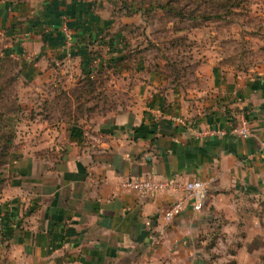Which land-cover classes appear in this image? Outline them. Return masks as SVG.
Wrapping results in <instances>:
<instances>
[{
  "label": "crops",
  "instance_id": "1",
  "mask_svg": "<svg viewBox=\"0 0 264 264\" xmlns=\"http://www.w3.org/2000/svg\"><path fill=\"white\" fill-rule=\"evenodd\" d=\"M105 11L89 0H0V55L19 63L27 90L55 83L67 62L78 75H117L115 86L139 76L126 109L85 127L41 125L46 137L19 150L0 199L2 211L13 206L0 264H264V65L210 61L176 80L143 55L121 61L124 33ZM244 117L246 139L231 133ZM213 128L226 136L206 135ZM138 177L209 181V197L167 222L180 194L120 189Z\"/></svg>",
  "mask_w": 264,
  "mask_h": 264
},
{
  "label": "rangeland",
  "instance_id": "2",
  "mask_svg": "<svg viewBox=\"0 0 264 264\" xmlns=\"http://www.w3.org/2000/svg\"><path fill=\"white\" fill-rule=\"evenodd\" d=\"M15 1L37 5L52 0ZM89 1L92 4L96 3L93 4L95 11L100 7L107 9L106 14L108 13L113 20L110 30L124 33L121 45L129 61H133L141 52L144 54L145 62L151 66L158 63L164 65L168 62L178 69L180 76L188 79L193 77L194 71L196 73V70L210 61L220 60L224 64L244 70L264 65V0H238L236 3L241 4L239 8L221 10L224 18L208 21L173 18L162 11L151 14L136 13L127 17L125 12L107 0ZM207 7L208 13H217L213 10L217 6L213 7L212 4ZM0 44L4 42L0 41ZM73 65L68 62L61 63L55 83L46 85L40 91L27 90L22 81L15 84L13 91L18 94L25 110L23 118H18L19 124L16 121L18 132L10 155L5 159L7 164L0 168L2 175L0 179L5 180L0 184V194L6 191L12 178L11 162L16 157L23 156L22 152L21 155H17L19 150L24 151L29 145L38 143L40 138L46 137L45 134L42 135L44 131L41 125L54 127L64 121L72 127H85L90 124V119L97 115L102 116L106 112L126 109L132 105L133 84L139 76L131 75L129 85L115 86L119 85L117 75L108 73L96 75L94 78L97 82V86L94 87L96 94L88 92L84 96L82 94L84 87L76 86L79 80L80 83H85V76L78 75ZM6 66L3 71L5 76L16 74L20 67L18 62L16 64L6 62ZM93 94L101 97L99 100L89 102L87 98ZM33 126L37 128L33 130ZM89 130L90 128H87V131Z\"/></svg>",
  "mask_w": 264,
  "mask_h": 264
},
{
  "label": "trees",
  "instance_id": "3",
  "mask_svg": "<svg viewBox=\"0 0 264 264\" xmlns=\"http://www.w3.org/2000/svg\"><path fill=\"white\" fill-rule=\"evenodd\" d=\"M8 1L13 4H24L23 2L15 0H3ZM109 3L113 4L115 7L119 8L125 12V16L131 17L136 13L151 14L152 12L162 11L168 16L173 18H181L187 20L189 18L191 21H208L211 19L221 20L223 14L220 13L221 10H233L234 8H239L241 4L238 0H107ZM96 4V3H93ZM217 6L216 9H213L217 13H208V5ZM205 7V9H204ZM207 7V8H206ZM215 14V15H212ZM140 52V51H139ZM95 54V53H94ZM139 55L143 53H138L134 60H137ZM144 57H142L143 59ZM129 61L128 57L123 58L121 61ZM133 60V61H134ZM6 62L9 64L15 63L16 61L8 55H2L0 57V168L7 164L5 159L10 155V150L13 146L14 139L17 135V128L19 124L18 118L22 119L24 115V108L20 103L18 94L13 91L15 84L20 79L21 70L19 69L16 74L12 76H5L4 72L7 68ZM132 62V61H130ZM165 66L170 69L171 76L175 77L176 80L180 76L178 69L174 68L173 64L168 62L165 63ZM106 74V71L97 70L95 72H84L83 84L84 90L82 94L85 96L88 92L94 93L95 86L97 82L94 81L96 75ZM101 80V79H100ZM81 87V86H80ZM90 90V91H89ZM100 95L94 97V99L99 100ZM80 101V99H76ZM92 110V109H91ZM72 134V132H71ZM0 176L1 173H0ZM2 178V177H1ZM4 179H0V184L4 183ZM2 193L0 194V199ZM8 205L5 207L7 208ZM1 207V206H0ZM3 208H0V212ZM5 210V209H4ZM7 211V210H6ZM9 214V215H8ZM13 213H7V219L5 223L2 220L0 222V234H7L8 223L11 222ZM2 225V226H1Z\"/></svg>",
  "mask_w": 264,
  "mask_h": 264
},
{
  "label": "built area",
  "instance_id": "4",
  "mask_svg": "<svg viewBox=\"0 0 264 264\" xmlns=\"http://www.w3.org/2000/svg\"><path fill=\"white\" fill-rule=\"evenodd\" d=\"M179 121V119H177ZM233 135L241 138H249L252 135L249 120L244 117L237 127L231 130ZM224 129H209L208 136H226ZM120 189L136 193L139 197L146 198L152 195H164L167 193H179L176 199L164 212L163 218L167 222L175 220L182 215L184 209L190 206L194 211H201L209 197L210 182L203 180L182 181L177 177L154 179L149 177H138L124 179L120 183ZM7 212L13 213V206H7ZM7 219L5 211L0 212V222ZM3 234V233H1Z\"/></svg>",
  "mask_w": 264,
  "mask_h": 264
}]
</instances>
